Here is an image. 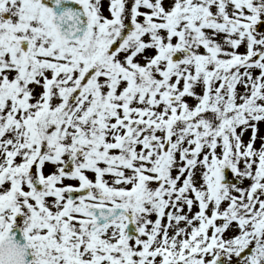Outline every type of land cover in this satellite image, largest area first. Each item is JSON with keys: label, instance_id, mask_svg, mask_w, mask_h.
Listing matches in <instances>:
<instances>
[{"label": "snow or ice", "instance_id": "snow-or-ice-1", "mask_svg": "<svg viewBox=\"0 0 264 264\" xmlns=\"http://www.w3.org/2000/svg\"><path fill=\"white\" fill-rule=\"evenodd\" d=\"M0 264H264V0H0Z\"/></svg>", "mask_w": 264, "mask_h": 264}]
</instances>
